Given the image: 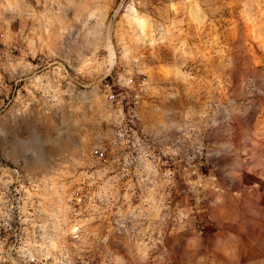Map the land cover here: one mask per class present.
I'll use <instances>...</instances> for the list:
<instances>
[{
	"label": "clouds",
	"instance_id": "9594fccd",
	"mask_svg": "<svg viewBox=\"0 0 264 264\" xmlns=\"http://www.w3.org/2000/svg\"><path fill=\"white\" fill-rule=\"evenodd\" d=\"M0 264H264V0H0Z\"/></svg>",
	"mask_w": 264,
	"mask_h": 264
}]
</instances>
